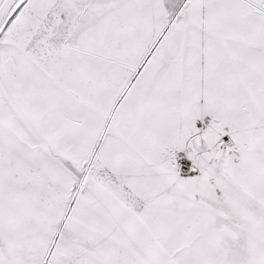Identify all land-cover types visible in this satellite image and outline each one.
Here are the masks:
<instances>
[{
  "label": "snow or ice",
  "instance_id": "6c2138e0",
  "mask_svg": "<svg viewBox=\"0 0 264 264\" xmlns=\"http://www.w3.org/2000/svg\"><path fill=\"white\" fill-rule=\"evenodd\" d=\"M0 264H264V0H0Z\"/></svg>",
  "mask_w": 264,
  "mask_h": 264
}]
</instances>
